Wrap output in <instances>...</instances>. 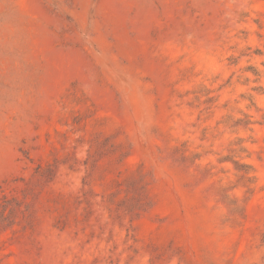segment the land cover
<instances>
[{"label":"rangeland","instance_id":"rangeland-1","mask_svg":"<svg viewBox=\"0 0 264 264\" xmlns=\"http://www.w3.org/2000/svg\"><path fill=\"white\" fill-rule=\"evenodd\" d=\"M0 264H264V0H0Z\"/></svg>","mask_w":264,"mask_h":264}]
</instances>
